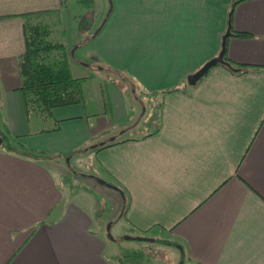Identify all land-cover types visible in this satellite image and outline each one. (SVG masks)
<instances>
[{
  "label": "crops",
  "instance_id": "crops-1",
  "mask_svg": "<svg viewBox=\"0 0 264 264\" xmlns=\"http://www.w3.org/2000/svg\"><path fill=\"white\" fill-rule=\"evenodd\" d=\"M106 1L107 14L91 29L95 11L86 16L85 0H0V118L12 137L46 156L0 150V264H112L90 210L65 196L50 170L57 164L46 163L69 164L75 153L93 154L95 181L112 193L127 227L174 242L182 264H264V67L235 73L217 65L194 86L186 81L217 56L228 20L233 70L264 66V0ZM31 13L57 14L67 61L91 35L92 57L142 94L187 88L149 98L155 129L135 138L96 143L105 125L94 127L84 101L52 110L56 131L31 133L16 90L21 16ZM108 86L111 117L120 122L130 97Z\"/></svg>",
  "mask_w": 264,
  "mask_h": 264
},
{
  "label": "rangeland",
  "instance_id": "rangeland-1",
  "mask_svg": "<svg viewBox=\"0 0 264 264\" xmlns=\"http://www.w3.org/2000/svg\"><path fill=\"white\" fill-rule=\"evenodd\" d=\"M83 6L84 13L86 11V16L90 15V11H95L91 29L102 23L104 16L108 12L106 0H86ZM55 19L53 17V20H51L54 24L51 25L52 35L50 39L67 46V33L56 23ZM77 19H81V17ZM84 21L86 22V20ZM84 26H86L85 23ZM84 36L85 34H81V37ZM90 36L88 35V38H85L83 43L79 45L80 48L76 49L75 52L72 50L73 55L70 53L67 65L73 77L87 78V81L83 85V99L86 111L96 117V119L92 120L94 127L100 124L105 125V132L99 136L96 143L99 141L135 138L141 134L153 131L155 129V123L152 122L155 120L156 112L155 110L152 111L153 114L151 115L152 112L147 108V102L149 103L148 100L151 97L139 92L120 74L103 68L91 55ZM67 48L71 47L67 46ZM119 83L123 86L125 85L128 91V94L126 92L124 93L125 97L130 98L126 104V116L122 121L114 122L111 117V106L108 100L110 88L109 86L106 88V86L113 84L119 87ZM100 87L102 88L101 93H99ZM100 95L102 96V100ZM136 98L140 101L132 100ZM103 103L107 107V113L105 115L101 112L105 110ZM145 108H147L146 112ZM29 119L31 133H39L41 130H51L54 128L53 118L51 117L43 119L39 115L32 113ZM5 128H7L6 123L0 118V132L12 137L11 133L5 130ZM7 142L8 140L5 139L3 143H0V150L4 149ZM71 156L72 159L69 164L66 157H60L56 162L52 158V160L46 161V163L49 166L53 163L57 164L54 166L55 169L50 167V170L54 173L59 187L66 194L65 196L72 198L74 203L80 207L90 210L93 229L99 225L104 233V239L107 245L105 255L108 256L112 264H119L117 261L118 257L123 258L124 263L130 261L132 264L183 263L178 248L175 247L177 245L174 242L160 239L155 241L151 240L158 236L161 237L159 232L153 231L145 234L127 227L128 225L121 216L122 212H118L116 201L111 195L112 193L103 191L97 184V181H95L100 171L93 154L75 153ZM64 176H66L65 180L63 178ZM108 224H110L109 228ZM113 239L114 241H112ZM133 253H137L135 259L132 256ZM127 254L132 255L128 256Z\"/></svg>",
  "mask_w": 264,
  "mask_h": 264
},
{
  "label": "trees",
  "instance_id": "trees-1",
  "mask_svg": "<svg viewBox=\"0 0 264 264\" xmlns=\"http://www.w3.org/2000/svg\"><path fill=\"white\" fill-rule=\"evenodd\" d=\"M86 1V0H85ZM240 1L236 0L235 2ZM53 13H31L22 15V31L24 36V53L19 56L17 62L19 87L16 88L22 95L23 106L26 117L29 119L32 113H35L43 119L51 117V112L55 108L66 107L71 105L81 104L83 99V85L87 81L86 77L75 78L71 75L68 65L67 56L71 48H67L60 42H54L50 39L52 35L51 25L54 23ZM239 37L248 36L245 33H237ZM224 59L227 58L224 54ZM239 70L234 71L233 66H223L231 72L243 73V72H259L261 65L240 64ZM113 72V71H111ZM122 76V75H121ZM130 85L134 86L131 81L123 76ZM119 87L128 94L125 85L119 83ZM187 88L186 83L179 86H175L166 90H162L159 93H148V96L153 95L165 96L169 93L184 90ZM153 105V104H152ZM150 103L148 107L154 109L156 112V106H152ZM153 110V111H154ZM152 112V111H150ZM153 112L151 113V115ZM157 113H155V117ZM55 127L51 130H41L40 133H49L56 131ZM5 130L8 131L7 128ZM1 143L8 140L4 146L6 152L22 155L32 159L44 158L45 154L40 151H34L28 149L18 138L6 136L0 132ZM117 143H111L99 146L98 150L107 148ZM64 176V180H65ZM122 215V214H121ZM110 224H108V228ZM114 241V239L112 240ZM176 245V244H175ZM177 248V246H175ZM137 253L127 254L132 255L134 259L137 257ZM123 258L118 257L119 264H132L130 261L123 262Z\"/></svg>",
  "mask_w": 264,
  "mask_h": 264
},
{
  "label": "water",
  "instance_id": "water-1",
  "mask_svg": "<svg viewBox=\"0 0 264 264\" xmlns=\"http://www.w3.org/2000/svg\"><path fill=\"white\" fill-rule=\"evenodd\" d=\"M230 35H231V24H230V20H228L227 29L221 39V47H220L219 53L217 54V56L205 62L201 66V68H199L196 72L187 76L186 81L189 86H194L200 79H202L208 73V71L211 68L217 65L231 67L230 64L224 59L226 39ZM1 141L2 139L0 138V143Z\"/></svg>",
  "mask_w": 264,
  "mask_h": 264
}]
</instances>
